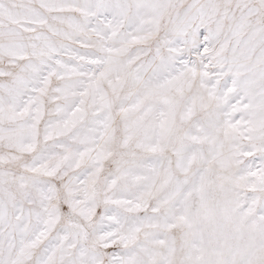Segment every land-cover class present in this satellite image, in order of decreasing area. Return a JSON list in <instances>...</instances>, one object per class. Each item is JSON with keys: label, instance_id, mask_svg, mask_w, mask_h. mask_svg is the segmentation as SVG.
Here are the masks:
<instances>
[{"label": "snow or ice", "instance_id": "1", "mask_svg": "<svg viewBox=\"0 0 264 264\" xmlns=\"http://www.w3.org/2000/svg\"><path fill=\"white\" fill-rule=\"evenodd\" d=\"M0 264H264V0H0Z\"/></svg>", "mask_w": 264, "mask_h": 264}]
</instances>
